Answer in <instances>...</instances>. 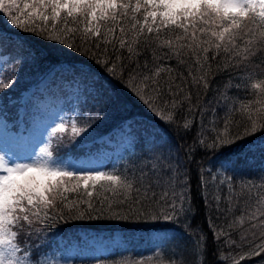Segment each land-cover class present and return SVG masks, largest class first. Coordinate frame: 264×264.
<instances>
[{
    "label": "snow or ice",
    "instance_id": "6c2138e0",
    "mask_svg": "<svg viewBox=\"0 0 264 264\" xmlns=\"http://www.w3.org/2000/svg\"><path fill=\"white\" fill-rule=\"evenodd\" d=\"M0 15L43 42L37 51L0 34V55L12 58L0 69V264H74L55 258L59 247L52 252L60 224L111 220L191 230L189 163L197 164V194L214 217L189 248L158 227L85 234L76 246L106 252L147 239L160 264H241L254 256L264 264V145L261 174H243L255 162L251 138L264 131V0H0ZM68 50L82 59L50 62L52 52ZM24 67L35 70L37 92L17 106L11 90ZM121 90L163 127L134 126L125 117L107 136L82 137L120 112ZM37 93L70 103L75 119L49 115L35 136L37 114L47 106ZM169 133L193 144L173 145ZM77 138L82 155L69 148L54 156L53 142ZM101 143L111 151H91ZM196 150L203 162L194 161ZM106 186L112 196L94 195ZM81 264L118 262L94 255Z\"/></svg>",
    "mask_w": 264,
    "mask_h": 264
},
{
    "label": "trees",
    "instance_id": "16d2710c",
    "mask_svg": "<svg viewBox=\"0 0 264 264\" xmlns=\"http://www.w3.org/2000/svg\"><path fill=\"white\" fill-rule=\"evenodd\" d=\"M0 34L5 36L7 38V41L11 42H19L21 39H23L24 43L29 46L32 50L41 51L43 50L41 48V45L43 42L39 39V37L31 34H25L20 32L19 30L14 29L4 18L2 15H0ZM11 56H5L4 62H1L2 69L7 70L10 61ZM79 59H82V57H78L76 53L71 52L70 50L64 51V52H52L49 60L51 63H56L63 61L65 63H76ZM89 64H91V61H88ZM174 63V62H173ZM49 64L45 63L41 65L40 71H46ZM95 67V66H93ZM38 76L36 75L35 70L24 67L21 68L19 71V78L18 83L16 86L11 90V98H18L19 93L22 91H29L32 88H35V85L37 83ZM243 94V93H241ZM211 97L205 96V99H210ZM7 102V101H5ZM120 112L118 114L110 115L109 117L99 121L96 123L92 129L88 131V133H83L82 137L84 135H87L90 140H94L95 138L107 136L109 133H112V130L117 127V125L120 123L121 119L125 117H132L133 119V125L137 126L138 123H144L156 126L158 129H161L163 126L160 124V122L156 119V117L150 113L142 104H140L133 96L128 94L126 91L121 90L120 92ZM222 115V113H221ZM76 117V116H75ZM193 119L197 124L200 123L201 118L199 116L190 117ZM30 119V118H29ZM207 119L211 121L213 117L208 116ZM81 138H77V142L74 144H68L66 141L64 146L57 145L55 142L52 145V148L54 150V154L57 155H66L69 152V148L71 150V154L73 156L80 155L83 150L79 149L77 147V144L79 143V140ZM166 139H169L170 142L173 145H176L179 143L180 145H192L193 139L191 137H185L184 139H179L178 137L173 136L171 133H169L166 136ZM113 140H115V134H113ZM252 143L256 146V153L255 155V162L254 166L246 167L243 170V174L245 177H252L253 179H256L261 174V165L262 162L259 159V153H260V146L264 145V131H261L255 136L251 138ZM105 145L104 143L101 144H93V147L91 150H97L100 146ZM107 146V145H106ZM204 153L202 150H196L193 153V159L196 162H203L204 160ZM209 160L212 159V157H208ZM196 163H189L187 165V170L191 174V180H192V197H193V203H194V211L190 214L189 217V223L191 224V230L184 231L181 229H177L175 225L169 224V223H163L159 225H152V226H133V225H126L121 222L117 221H111V220H101V221H78L74 224H60L55 228V232L58 233V235L51 240V249L52 252H56L57 248L59 247V250H61V244L66 242V244H69L70 242L75 241L79 236L80 233L83 232L85 234H90L92 232L94 233H103L108 234L109 236L113 234H119L121 236L124 235H130L131 232L128 230L130 228H138L139 230H146L149 227H158L168 230L169 236H176L177 241L175 242L177 246L181 248H189L192 245V241L195 239L196 235H199V229H203L205 233L209 231L210 224L209 220L213 219L214 217L211 216V214L207 210V206L204 202L201 201L197 194V181L195 178V172H196ZM257 183H260V181L257 179ZM94 195L99 196H112V190L107 188V186L104 189H101L99 193L94 192ZM139 234V231L137 232ZM261 235H264L262 233ZM239 239V237H237ZM251 240V237H250ZM148 240H144L140 243H137L133 246H140L141 244H146ZM245 247H247V244H245ZM134 248V247H132ZM153 252V251H152ZM152 252L148 255L142 256L136 253V251L133 249V251H121V250H115L113 252L108 253L106 257L109 261L112 262H118V264H160L159 259L156 255H153ZM209 252L210 255L208 257L209 261L213 259L215 256V252L213 251V242L209 241ZM52 254L51 252L49 255ZM225 255V253H221V256ZM262 256H264V253H261ZM90 257H82V258H73L72 261H74V264H81V261H86ZM203 259V257H201ZM261 260L260 256H254L251 258H247L246 260L241 261V264H257Z\"/></svg>",
    "mask_w": 264,
    "mask_h": 264
},
{
    "label": "rangeland",
    "instance_id": "374dc122",
    "mask_svg": "<svg viewBox=\"0 0 264 264\" xmlns=\"http://www.w3.org/2000/svg\"><path fill=\"white\" fill-rule=\"evenodd\" d=\"M5 60V56L4 55H0V69L2 64L1 62H4ZM32 92H37L36 88H32L30 89L29 91H21L19 93V97L17 98H14V103L17 104V106L19 105H22L25 100H27L30 96H31V93ZM21 93H24V96L23 98H21ZM43 94L45 99L44 101H42L41 103L44 104V105H47L43 110H42V113L41 114H37V122L34 124L35 127H37L35 130H34V135L35 136H39L40 132L43 130V124L47 122V116L49 115H55L57 118L60 116V115H63L66 120H74L75 119V116L76 114L74 113L73 109H72V105L68 102H62L60 104H57V102L53 99H51L50 97H48L47 93H37V98L39 97V95ZM20 101V102H19ZM7 103V102H5ZM33 111H35V109H33ZM40 115H43L45 117L44 120H41L40 121V126H39V117ZM30 120H31V117H30ZM55 140V138H53V141ZM47 143V139H45V141L41 144V147L44 146V144ZM54 144V142H53ZM52 144V145H53ZM111 151V149L108 147V145L106 146L103 145V146H100L97 150H91V151H100L101 153L103 151ZM83 152L80 154L82 155ZM38 155V153H37ZM78 155V156H80ZM55 156V154H54ZM82 235H85V233L81 232L80 233V236ZM89 236H102V237H109L108 234H104L103 233H90V234H87ZM111 236H121L119 234H113ZM61 250H59V252L57 253L56 257L55 258H58V259H61L62 261H67V260H73V258H82V257H93L94 255H98V256H106L108 253L110 252H113L115 250H121V251H133V249L136 251L137 254L139 255H142V256H145V255H148L150 254L152 251H153V248L156 246L154 242H151L148 240V242H146V244H141L140 246H131V247H124V246H121L119 248H115L114 250H110V251H106V252H100V251H96L86 245H82L80 247L76 246V240L73 241V242H70L69 244H66V242L62 243L61 244ZM134 247V248H132ZM53 258L52 257V254H50L47 259H51Z\"/></svg>",
    "mask_w": 264,
    "mask_h": 264
}]
</instances>
